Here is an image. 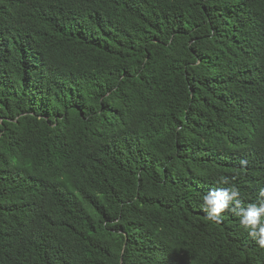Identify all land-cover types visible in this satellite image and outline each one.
<instances>
[{
  "label": "trees",
  "instance_id": "16d2710c",
  "mask_svg": "<svg viewBox=\"0 0 264 264\" xmlns=\"http://www.w3.org/2000/svg\"><path fill=\"white\" fill-rule=\"evenodd\" d=\"M222 177L264 188V0H0V264H264Z\"/></svg>",
  "mask_w": 264,
  "mask_h": 264
},
{
  "label": "clouds",
  "instance_id": "9594fccd",
  "mask_svg": "<svg viewBox=\"0 0 264 264\" xmlns=\"http://www.w3.org/2000/svg\"><path fill=\"white\" fill-rule=\"evenodd\" d=\"M218 182L225 187L211 189L205 194L200 202V208L216 222L220 221L221 214L225 211L234 213L238 217L240 228L264 248V188L260 190L254 203L242 207L239 199L240 188L229 177H222Z\"/></svg>",
  "mask_w": 264,
  "mask_h": 264
}]
</instances>
